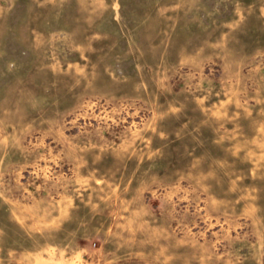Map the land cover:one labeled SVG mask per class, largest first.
<instances>
[{
	"label": "rangeland",
	"instance_id": "rangeland-1",
	"mask_svg": "<svg viewBox=\"0 0 264 264\" xmlns=\"http://www.w3.org/2000/svg\"><path fill=\"white\" fill-rule=\"evenodd\" d=\"M0 264H264V0H0Z\"/></svg>",
	"mask_w": 264,
	"mask_h": 264
}]
</instances>
